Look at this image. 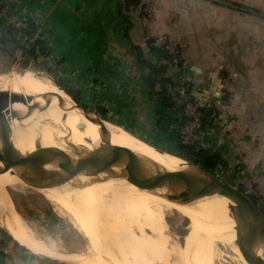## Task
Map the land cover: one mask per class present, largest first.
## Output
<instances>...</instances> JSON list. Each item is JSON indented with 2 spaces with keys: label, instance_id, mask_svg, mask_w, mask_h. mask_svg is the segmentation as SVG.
I'll list each match as a JSON object with an SVG mask.
<instances>
[{
  "label": "crops",
  "instance_id": "crops-1",
  "mask_svg": "<svg viewBox=\"0 0 264 264\" xmlns=\"http://www.w3.org/2000/svg\"><path fill=\"white\" fill-rule=\"evenodd\" d=\"M149 3L156 9L152 19L145 13ZM0 5V21L18 26L31 20L38 26L47 62L60 67L81 103L106 108L114 124L165 146L156 128L157 97L145 81L149 66L139 53L158 66L150 41L167 35L181 49L179 67L187 72L192 98L207 113L200 144L221 156L235 182L251 183L264 194V0H0ZM178 71L166 73L174 78ZM26 248L0 225V264H46Z\"/></svg>",
  "mask_w": 264,
  "mask_h": 264
},
{
  "label": "bare ground",
  "instance_id": "bare-ground-1",
  "mask_svg": "<svg viewBox=\"0 0 264 264\" xmlns=\"http://www.w3.org/2000/svg\"><path fill=\"white\" fill-rule=\"evenodd\" d=\"M58 88L61 94L47 78L31 71L0 76V93L22 99L4 110L6 120L0 119V139L11 141L20 155L47 148L58 160L96 148L114 150L113 145H118L123 151L139 153L147 161L149 172L155 173L158 168L182 170L196 182L215 181L186 159L126 129L107 124L106 132L97 115L84 112L62 87ZM56 96L65 99L75 111L68 112ZM38 162V157L30 156L25 163L34 167ZM45 168L46 173L56 169L51 164ZM98 168L96 164L90 170ZM104 175L61 179L60 183L53 182L56 190L37 187L85 238L91 237L87 252L62 253L32 235L1 188V182L16 189L31 180L24 171L9 168L1 154L0 223L21 245L36 254L55 260L70 259L75 264H210L211 248L216 241L230 245L239 264H253V255L264 258V236H259L257 220L237 211L236 204L223 192L198 199L169 198L165 194L178 191L176 184L149 191L131 182L123 169ZM116 191L123 195H117ZM171 211L186 213L193 224L183 245L165 222Z\"/></svg>",
  "mask_w": 264,
  "mask_h": 264
},
{
  "label": "rangeland",
  "instance_id": "rangeland-1",
  "mask_svg": "<svg viewBox=\"0 0 264 264\" xmlns=\"http://www.w3.org/2000/svg\"><path fill=\"white\" fill-rule=\"evenodd\" d=\"M14 23L13 25L17 28V30L14 32L15 37L17 38L16 39L17 44L28 47L29 42H26V38L23 37V35L18 30L19 27H25L26 24L17 26ZM35 36L36 38H38V32L36 33ZM37 49L38 51H40V53H39V58L35 60V59L29 58L28 56H25L23 54L22 49L12 45L11 43H7V44L0 43V76H3V77L11 76V74L12 75L13 74L22 75L28 71H31V72H34L35 74L37 73L39 76H43L47 78L56 87V90L59 89L58 82H62L63 85H59L62 88L63 86H67L66 82L64 81L62 72L59 69L60 67H50V62H47L48 61L47 57L49 56V53L45 55L42 53V50L40 49V47H38ZM57 92L61 94L59 90ZM57 98L61 101L62 105L65 106V109L68 112H73L74 109L66 102L65 99H63L60 96H58ZM50 101H52L53 104H57V102L53 99ZM42 102L44 103V101ZM81 105L86 107L88 112H91L97 115L99 118H102L100 115L96 113L95 106H92L90 104H83V103H81ZM107 124L109 125L112 124L114 127L125 131L123 129L124 126L119 127V125H117L116 123L114 124L113 121L105 120L104 125L107 126ZM159 145L164 147L165 148L164 150L168 152L170 150L176 151L177 149L175 146L169 147L168 145L165 146V144L162 145L161 143ZM225 169L226 168L222 166V168H218L215 170H207V169H204V170L212 173L217 178L223 179L227 181L228 183L236 186L237 188H240L244 192L245 187H246L245 184H249V183L241 184V183L235 182L232 179L231 175L228 176L226 174ZM25 182L28 184L23 187L16 188V189L10 186L9 184H7L6 182H1V188L3 192L5 193V195L7 196V198L10 200L12 207L26 222L29 231L32 232V235L35 238H38L42 240L43 242H45L46 244L50 245L51 248L53 247L62 253L74 254V253L87 252L88 245L92 241L91 237L88 236L85 238L74 227V225L69 221V219L64 217L56 209V206H55L56 204L50 199L48 200V198L43 192L37 190V187L39 188L43 187L46 189L50 188L52 190L53 189L56 190V187H54L53 182H50V183L41 182L40 184L39 183L34 184V182L32 181H31L32 183L30 181H25ZM116 194L123 195V192L116 191ZM165 222L170 227L174 235L179 239L180 243L182 245L185 244L192 230V226H193L189 216L184 212L171 211L168 213ZM1 227L3 226L1 225ZM13 239L17 241L15 238ZM221 243L222 242L216 241L214 243V246L211 248L213 256L211 260L212 263L210 264H239L237 263V261H235L233 251L230 249L231 247H229L230 245L225 244V243L221 244ZM26 249L27 251H29V253L36 256V258H38L37 260L40 261V259H42L43 261L46 262V264H75L73 263L75 261L70 260V259H67V260L56 259L55 260L54 258H49L46 255H45L46 257H44L43 255H40V254L38 255L34 254L32 252L33 250L29 248H26ZM190 254L192 256V260L195 261L196 259L195 254L193 252H191Z\"/></svg>",
  "mask_w": 264,
  "mask_h": 264
},
{
  "label": "water",
  "instance_id": "water-1",
  "mask_svg": "<svg viewBox=\"0 0 264 264\" xmlns=\"http://www.w3.org/2000/svg\"><path fill=\"white\" fill-rule=\"evenodd\" d=\"M31 99V98H30ZM18 97H10L0 93V119L6 120V111L11 103L21 102ZM84 112H88L87 108L77 103ZM6 110V111H4ZM21 115L18 114V117ZM102 118H99L101 128L107 132ZM198 132V131H197ZM151 144V143H150ZM153 145V144H152ZM114 150L96 148L91 151L82 152L81 155H64L61 160H58L51 151L47 148L33 151L28 155H20L16 152L11 141L0 139V154L4 157L9 165V168H14L24 171L30 180L34 183L55 182L60 183L62 180H73L80 176L101 175L110 176L118 169H123L129 180L142 188L149 191H157L170 184H176L178 191L165 194L169 198H177L184 196L189 199H198L212 196L219 192H223L225 196L230 198L236 204V210L247 215H251L258 222L259 236H264V212L255 204V202L240 188L228 183L223 179L217 178L212 173L199 167L207 174L214 178V182H196L187 173L182 170H163L158 168L155 173L149 172L147 161L137 152L123 151L120 146L113 145ZM38 157L39 162L34 167L26 166L28 157ZM51 164L56 169L50 173H46L45 165ZM99 164L97 171H91L90 168ZM241 246L249 249L248 245L241 243ZM253 264H264V258L258 255L252 256Z\"/></svg>",
  "mask_w": 264,
  "mask_h": 264
},
{
  "label": "trees",
  "instance_id": "trees-1",
  "mask_svg": "<svg viewBox=\"0 0 264 264\" xmlns=\"http://www.w3.org/2000/svg\"><path fill=\"white\" fill-rule=\"evenodd\" d=\"M2 6L0 5V8ZM17 28L14 25H9L8 23H4L0 21V43L7 44L11 43L12 45L23 50V54L28 56L31 59L37 60L39 58L38 47L42 50V53L47 55L48 51L42 46V41L39 38H36V33L38 32V26L31 20L26 21L25 27H19L18 30L26 38V42H29V46L25 47L23 45L17 44V38L15 37L14 32ZM33 40V41H31ZM156 55L160 57L162 55V51L152 48ZM140 62L148 65L149 73L145 77V81L147 82L152 93L157 97V109H158V119L156 122L157 131L164 137L167 141L168 146H175L176 151L172 152L188 161L202 167L207 170H215L218 166L222 165L226 166V162L221 158L220 155L212 153L209 149L203 147L200 143L192 146H188L182 143L180 135L177 130L172 128L173 123L176 122V117L174 113L168 112L169 108L172 106L170 101L169 94L165 88L166 84L171 81V78L167 75L166 71L168 70L165 67H161L155 65L153 62H148L143 56V53H139ZM59 85H63L62 82H58ZM63 89L76 101L80 102V93L79 91H75L68 86H63ZM161 108L166 109L162 111ZM202 108V107H201ZM204 111V109L202 108ZM96 113L100 115L105 120H110L108 118V110L106 108H100L96 110ZM207 116V113L204 111ZM207 122V117H206ZM120 125V124H119ZM128 129V128H127ZM129 130V129H128ZM131 131V130H130ZM134 133L133 131H131ZM139 136V135H138ZM146 139L149 143L154 146L165 149L161 145L156 142L148 139L146 137L140 136ZM168 147V148H169ZM253 200V199H252Z\"/></svg>",
  "mask_w": 264,
  "mask_h": 264
},
{
  "label": "built area",
  "instance_id": "built-area-1",
  "mask_svg": "<svg viewBox=\"0 0 264 264\" xmlns=\"http://www.w3.org/2000/svg\"><path fill=\"white\" fill-rule=\"evenodd\" d=\"M145 13L149 19L155 16L156 9L153 3L146 6ZM11 23L9 22V25ZM150 46L162 51V55L158 57L159 66L167 69H179L178 74L171 78L172 82L165 86L172 103L168 112L174 113L177 119L172 128L178 131L183 144L192 146L201 143L206 114L190 94L187 72L179 67L182 53L180 47L167 35L153 38L150 41ZM245 186L244 192L264 212V194L251 183L245 184Z\"/></svg>",
  "mask_w": 264,
  "mask_h": 264
}]
</instances>
